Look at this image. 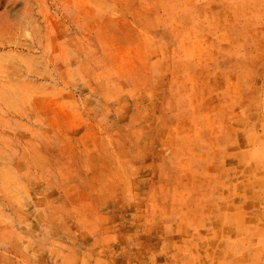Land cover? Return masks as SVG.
Instances as JSON below:
<instances>
[{
    "label": "rangeland",
    "instance_id": "rangeland-1",
    "mask_svg": "<svg viewBox=\"0 0 264 264\" xmlns=\"http://www.w3.org/2000/svg\"><path fill=\"white\" fill-rule=\"evenodd\" d=\"M0 264H264V0H0Z\"/></svg>",
    "mask_w": 264,
    "mask_h": 264
}]
</instances>
